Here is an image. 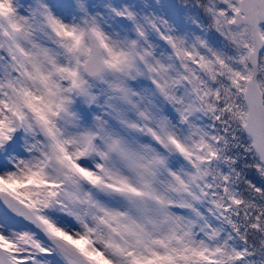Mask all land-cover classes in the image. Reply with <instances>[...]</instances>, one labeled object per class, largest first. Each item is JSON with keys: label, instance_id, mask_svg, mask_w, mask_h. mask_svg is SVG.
Returning <instances> with one entry per match:
<instances>
[{"label": "snow or ice", "instance_id": "1", "mask_svg": "<svg viewBox=\"0 0 264 264\" xmlns=\"http://www.w3.org/2000/svg\"><path fill=\"white\" fill-rule=\"evenodd\" d=\"M0 264H264V0H0Z\"/></svg>", "mask_w": 264, "mask_h": 264}, {"label": "rangeland", "instance_id": "2", "mask_svg": "<svg viewBox=\"0 0 264 264\" xmlns=\"http://www.w3.org/2000/svg\"><path fill=\"white\" fill-rule=\"evenodd\" d=\"M153 2H154V0H153Z\"/></svg>", "mask_w": 264, "mask_h": 264}]
</instances>
